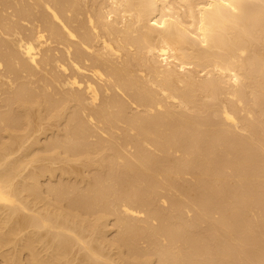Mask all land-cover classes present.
Here are the masks:
<instances>
[{"label": "bare ground", "instance_id": "1", "mask_svg": "<svg viewBox=\"0 0 264 264\" xmlns=\"http://www.w3.org/2000/svg\"><path fill=\"white\" fill-rule=\"evenodd\" d=\"M0 264H264V0H0Z\"/></svg>", "mask_w": 264, "mask_h": 264}]
</instances>
